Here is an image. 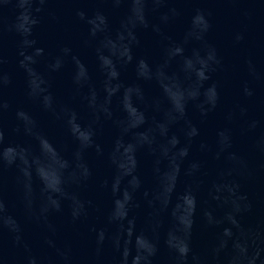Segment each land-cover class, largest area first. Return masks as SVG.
<instances>
[{"label":"water","instance_id":"1","mask_svg":"<svg viewBox=\"0 0 264 264\" xmlns=\"http://www.w3.org/2000/svg\"><path fill=\"white\" fill-rule=\"evenodd\" d=\"M140 4L48 0L27 18L29 5L0 0L12 77L0 89L10 105L0 161L11 162L0 163V264H264V0H171L161 11L180 15L161 24L149 12L148 27ZM196 9L211 25L203 39ZM32 16L25 72L14 26L27 30ZM63 48L71 54L55 68ZM211 48L219 63L206 79ZM89 88L112 119L97 120L82 99ZM187 122L199 130L191 140ZM57 202L60 212L42 214Z\"/></svg>","mask_w":264,"mask_h":264},{"label":"clouds","instance_id":"2","mask_svg":"<svg viewBox=\"0 0 264 264\" xmlns=\"http://www.w3.org/2000/svg\"><path fill=\"white\" fill-rule=\"evenodd\" d=\"M5 3H8L9 0H4ZM48 2V0H19V6L24 9L25 5H29L28 8L25 9L24 14H26L27 18H30V15L32 13V11H35L36 13H39L41 11H43V5L46 4ZM96 3H100V4H108L111 5V10L113 11H117L119 10L125 3L128 2V0H95ZM171 2V0H141V14L143 17V21H144V26L148 27V14L149 12L151 13H156L159 15V20L161 22V24H167L168 22H170L171 20L175 19L176 17H178L180 15V12L173 8V9H169L168 11H161L160 6L165 4V3H169ZM32 4H37L39 5L38 7H36L34 10L31 8ZM195 14L197 17H199L202 22H203V28L202 31L198 37V39H203V34L206 33L211 25L208 21V19L206 18L205 13L203 12V10L200 9H196L195 10ZM76 18L80 21L83 22L85 24H90L93 17L89 16L88 11L84 10V9H78L76 10ZM95 15L100 16V15H104L103 13V8L97 7L96 8V13ZM105 19H107V17L105 16ZM40 23V19L38 16H32L30 19V25L28 27L27 30L25 31H21V29L16 25L14 26V30L16 32V34L20 37L19 42H18V55L20 57V59L18 60V66L21 69H24L25 72H28V66L26 65L25 61L28 59L29 56V49H33L34 46L36 45V40L33 38V32L34 29L36 28L37 25H39ZM12 30V29H10ZM153 30L159 32L160 31V26L159 25H153ZM89 35H95L94 33L91 32V30L89 31ZM237 39H242V37H237ZM88 41L85 40V43H87ZM71 49L70 48H63L61 49V52L63 53V56H57L54 58V67L58 68L59 66L62 65L63 63V59L64 57L68 56L69 54H71ZM72 61L77 65V67H81L83 66L86 69V65L84 64V62L76 55H72ZM205 63H204V71L208 74L206 76V79H210V72L214 71V69L212 68V63H219V60L216 58V54H215V49L211 48L210 51L207 53V59H204ZM35 59H32V63H35ZM5 63L4 57H3V51H2V43H0V89H3L4 87L10 86L12 84V77L10 74L5 73L3 71V64ZM74 85L76 86L78 91H82V89L84 87H86L85 84L81 83L78 80L73 81ZM213 89H215V85H213ZM247 91V89H246ZM249 95H251V92H248ZM91 97V100H90ZM98 97V93L96 92V90L94 88H89V92L88 93H84L82 96V99H84L88 105V107L90 109H92L94 111V115L97 117V120H99L101 117H104L105 119H112L111 117V113H108L106 116L104 115V113L100 110L97 109L96 105L94 103H92V100H95ZM216 98H217V93H216ZM212 108L215 107V101L211 104ZM10 107L9 103L3 99L2 96H0V113H2L4 110H7ZM199 110L201 112V115H207V111L210 110H206L202 107V105H199ZM185 113H181L176 119H184ZM114 125L118 126V122L113 121ZM189 124V128L191 129V132L188 133L189 135V139L191 140L192 137H195L199 134V130L197 129V127L195 125H192L190 122H187ZM17 131H19V129H17ZM69 131L71 132L72 130L69 129ZM72 134L75 136V132H72ZM0 135H4L3 131H0ZM220 135H224V133H220ZM177 142L179 141V138H176ZM188 153V149L185 148L183 150V155H187ZM76 156H79V153L76 154ZM0 163L6 164L7 166H11V162L10 161H0ZM72 166V164L70 163V167ZM91 175L90 170H87L85 173V180ZM73 182V180H72ZM49 200L52 199V197H48ZM73 202L79 204V208L81 210H83L84 207V203L79 201L77 198L73 199ZM55 211V212H60L62 210L61 204L59 202L55 203L54 205H52V209H49L47 207H44L42 209V214L47 213L48 211ZM80 212H78L76 209H73L72 211V217L73 219H77L79 218ZM5 225L11 224L13 227L14 231L19 232L20 230V226L19 224H17L14 220H12L11 218H9L8 220H5L4 222ZM17 239H19V237H17ZM100 239H103V235L100 234ZM155 252H153L152 254H154ZM187 254H185L183 257H186ZM30 264H34V260L30 262Z\"/></svg>","mask_w":264,"mask_h":264}]
</instances>
